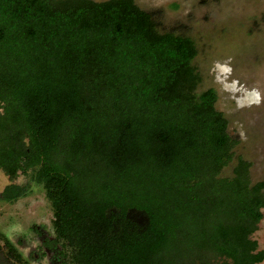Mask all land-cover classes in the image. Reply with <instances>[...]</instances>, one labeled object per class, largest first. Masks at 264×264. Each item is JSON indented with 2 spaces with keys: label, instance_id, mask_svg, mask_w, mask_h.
Returning a JSON list of instances; mask_svg holds the SVG:
<instances>
[{
  "label": "trees",
  "instance_id": "trees-1",
  "mask_svg": "<svg viewBox=\"0 0 264 264\" xmlns=\"http://www.w3.org/2000/svg\"><path fill=\"white\" fill-rule=\"evenodd\" d=\"M196 54L134 0H0V169L41 184L66 261H264V179ZM0 264H24L7 240Z\"/></svg>",
  "mask_w": 264,
  "mask_h": 264
},
{
  "label": "rangeland",
  "instance_id": "rangeland-1",
  "mask_svg": "<svg viewBox=\"0 0 264 264\" xmlns=\"http://www.w3.org/2000/svg\"><path fill=\"white\" fill-rule=\"evenodd\" d=\"M134 1L154 17L160 30L193 41L197 49L193 63L201 74L198 89H215L216 108L236 140L235 160L241 155L250 163L251 182L263 180L264 0ZM235 160L223 169L224 175L232 173ZM10 182L0 169V190ZM12 182L27 185L28 194L15 201L0 199V245L9 241L24 264H48L47 255L33 257L40 237L31 226L44 225L39 231L53 233L50 204L31 172ZM262 213L253 236L264 247V208Z\"/></svg>",
  "mask_w": 264,
  "mask_h": 264
},
{
  "label": "flooded vegetation",
  "instance_id": "flooded-vegetation-1",
  "mask_svg": "<svg viewBox=\"0 0 264 264\" xmlns=\"http://www.w3.org/2000/svg\"><path fill=\"white\" fill-rule=\"evenodd\" d=\"M4 175L7 176L5 173H4ZM7 178L11 182L8 183V184H6L2 188V190H0V193L4 190V188L6 186H8L10 184H15V185L24 187L25 188V191H26L25 192L26 194L19 195L15 199H6V198H3L2 196H0V199L6 200V201H15V200H17V199H19L21 197H24V196H26L28 194V186L27 185H25V184H18V183L12 182L17 177H15L14 179H11V178H9L7 176ZM40 226L43 227V228H45L44 225H38V224H35V225H32L31 226V229H33L36 233H39V237H40V247H38L37 249H35V251H34L35 253L33 254V257L34 258H38L40 256L43 257V256H46L47 255L48 256V264H65V260L66 259H65V257L62 256L61 246L59 245V243H57L55 241L53 242V240L55 239L54 234L53 233L52 234H48L45 229H41V231H39V227ZM36 250H38V251L36 252Z\"/></svg>",
  "mask_w": 264,
  "mask_h": 264
}]
</instances>
